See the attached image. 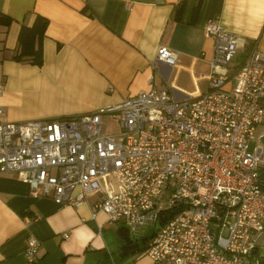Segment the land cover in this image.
<instances>
[{"label": "built area", "instance_id": "1", "mask_svg": "<svg viewBox=\"0 0 264 264\" xmlns=\"http://www.w3.org/2000/svg\"><path fill=\"white\" fill-rule=\"evenodd\" d=\"M204 30L213 40L205 93L176 99L150 86L74 117L0 120V173L15 174L31 195L57 205L97 194L92 217L99 209L109 223L150 226L141 253L152 264H259L264 54L252 48L229 73L237 38L214 20ZM175 57L161 45L154 59L171 65ZM103 117L116 131L106 132ZM105 176L116 189L103 188ZM165 211L171 215L158 225ZM38 244L27 238L28 262Z\"/></svg>", "mask_w": 264, "mask_h": 264}, {"label": "crops", "instance_id": "2", "mask_svg": "<svg viewBox=\"0 0 264 264\" xmlns=\"http://www.w3.org/2000/svg\"><path fill=\"white\" fill-rule=\"evenodd\" d=\"M0 12L10 19L0 25V120L74 117L150 86L198 97L208 89L213 40L204 27L212 20L237 38L229 73L252 48L264 54V0H0ZM37 15L46 19L34 40L39 65L13 58L21 27ZM161 45L176 52L173 64L154 59ZM97 200L57 205L0 173V264H152L140 251L151 228L109 223L99 209L92 217ZM28 237L39 243L32 262Z\"/></svg>", "mask_w": 264, "mask_h": 264}, {"label": "trees", "instance_id": "3", "mask_svg": "<svg viewBox=\"0 0 264 264\" xmlns=\"http://www.w3.org/2000/svg\"><path fill=\"white\" fill-rule=\"evenodd\" d=\"M9 20L10 19L5 14L0 12V25H6ZM45 26L46 19L37 15L35 16L33 23L29 27H21L17 36V53L13 56L14 59L18 60L25 57L32 64L39 65L41 63V47L39 44L35 45L34 40L35 38H41ZM170 215V211L160 213L158 215L157 224L161 225L164 220L170 217ZM119 233L122 237H124V239L125 237L127 238L126 230L124 228L119 229ZM146 245L142 246V249H140V251L143 250ZM259 264H264V255H259Z\"/></svg>", "mask_w": 264, "mask_h": 264}, {"label": "rangeland", "instance_id": "4", "mask_svg": "<svg viewBox=\"0 0 264 264\" xmlns=\"http://www.w3.org/2000/svg\"><path fill=\"white\" fill-rule=\"evenodd\" d=\"M233 64V60L229 62V68H231V65ZM189 98V97H188ZM103 121L106 123V132H114L117 129L116 123H114V121L109 120L106 117H103ZM262 143L264 144V136L262 138ZM100 183L103 186V188L105 190L107 189H112V188H117L116 184H114V182L112 181L111 178H109L108 176L102 177L100 179ZM150 229V226H148ZM260 248H259V253L264 254V237L262 238V240L260 241Z\"/></svg>", "mask_w": 264, "mask_h": 264}]
</instances>
